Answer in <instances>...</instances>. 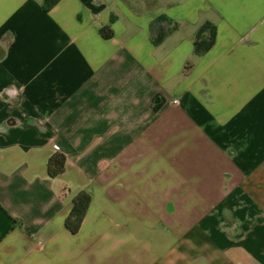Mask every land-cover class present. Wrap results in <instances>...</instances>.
Masks as SVG:
<instances>
[{"label": "crops", "instance_id": "1", "mask_svg": "<svg viewBox=\"0 0 264 264\" xmlns=\"http://www.w3.org/2000/svg\"><path fill=\"white\" fill-rule=\"evenodd\" d=\"M0 264H264V0H0Z\"/></svg>", "mask_w": 264, "mask_h": 264}, {"label": "trees", "instance_id": "2", "mask_svg": "<svg viewBox=\"0 0 264 264\" xmlns=\"http://www.w3.org/2000/svg\"><path fill=\"white\" fill-rule=\"evenodd\" d=\"M61 0H42L43 11L49 13L56 7ZM177 24L166 16H161L155 20L150 28L151 38L154 45L162 44L167 37L177 30ZM101 36L104 39H111L114 35L111 26L103 28ZM217 39L216 26L211 22H206L198 31L195 40V53L197 55H204L208 53L215 45ZM190 63L187 64L185 74L190 70ZM165 99L162 96H156L153 100V109L159 111L164 104ZM67 165V158L61 153H55L48 161V175L51 179H55L65 173ZM93 202L92 195L87 191L79 192L72 200L73 209L66 219L65 227L73 235H77L81 226L87 216L89 208Z\"/></svg>", "mask_w": 264, "mask_h": 264}]
</instances>
